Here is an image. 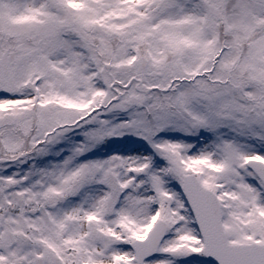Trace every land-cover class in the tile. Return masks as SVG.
Returning <instances> with one entry per match:
<instances>
[{"label": "snow or ice", "instance_id": "obj_1", "mask_svg": "<svg viewBox=\"0 0 264 264\" xmlns=\"http://www.w3.org/2000/svg\"><path fill=\"white\" fill-rule=\"evenodd\" d=\"M0 264H264V0H0Z\"/></svg>", "mask_w": 264, "mask_h": 264}]
</instances>
